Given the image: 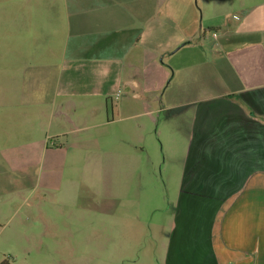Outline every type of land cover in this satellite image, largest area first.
I'll list each match as a JSON object with an SVG mask.
<instances>
[{"label":"crops","instance_id":"1","mask_svg":"<svg viewBox=\"0 0 264 264\" xmlns=\"http://www.w3.org/2000/svg\"><path fill=\"white\" fill-rule=\"evenodd\" d=\"M8 1L0 9V255L27 252L20 219L12 226L8 216L33 211L48 226L91 212L88 178H117L118 162L141 179L147 156L155 178L143 148L157 137L179 145L184 161L162 264H264V0ZM31 16L62 28L61 59L49 68L27 58L12 72L4 37L15 26L25 35ZM138 185L135 199L118 195L119 207L137 208L126 223L141 222Z\"/></svg>","mask_w":264,"mask_h":264},{"label":"rangeland","instance_id":"2","mask_svg":"<svg viewBox=\"0 0 264 264\" xmlns=\"http://www.w3.org/2000/svg\"><path fill=\"white\" fill-rule=\"evenodd\" d=\"M8 2L10 1L0 0V9L2 4L6 5ZM27 19L30 25L25 35L20 34L18 27L15 26L14 30L11 29V32L5 35L6 41L4 37V42H7L10 48L2 50L1 57L9 60V69L12 72H16L20 63L27 58L33 59L36 56V60H40L49 68L61 59L64 39L62 28L59 33L58 30L55 31L51 27L49 16H31ZM64 20L65 18H59L60 23ZM31 37L33 39H29ZM3 67L6 65H0V68ZM49 68L44 67V70L47 71ZM114 102L116 101H113V104ZM157 115H160L161 121L163 114L155 116ZM109 119H111L110 109ZM102 145L106 150L115 148V144L107 140ZM117 147L120 153L122 144L119 140ZM123 151L126 152V149ZM143 152L146 155L148 153L152 158L154 165L149 171L155 175V178L148 177L147 156L143 157L142 168L146 171L143 172L141 179L131 175L127 167L123 166L119 169L120 162H118L117 178L102 173L90 176L88 183L93 192L92 203L97 204V208L91 212L74 210L73 216L67 218L60 216L57 225L48 226L39 224L35 220L33 211L8 216L12 226H15L13 223L20 219L18 229L27 237L20 243L27 248V252L25 255L5 253L4 256L0 255V260H6L9 264H162L163 252L160 243L169 231L168 225L170 224L171 227L174 222L181 179L179 171L184 166V161L182 165V158L179 156L180 153L182 154L180 146L167 139L162 141L153 137L151 143L144 144ZM74 179L82 184L83 179L86 178L76 176ZM138 184L143 186L138 208L142 217L141 222L126 223L125 221L137 208H133L131 202H125L126 205L123 203L119 207L118 195L123 194L127 197L123 201L135 199L133 188L139 186ZM110 193L117 196V201L114 202L115 212L109 210L112 201ZM158 193L166 198L165 202H157ZM154 195L155 200L150 205L147 200H152L151 196ZM129 233L132 234L131 238H118L119 234ZM10 243L17 244V242ZM4 248L10 250L7 244Z\"/></svg>","mask_w":264,"mask_h":264},{"label":"built area","instance_id":"3","mask_svg":"<svg viewBox=\"0 0 264 264\" xmlns=\"http://www.w3.org/2000/svg\"><path fill=\"white\" fill-rule=\"evenodd\" d=\"M212 37L216 38V32H212Z\"/></svg>","mask_w":264,"mask_h":264},{"label":"trees","instance_id":"4","mask_svg":"<svg viewBox=\"0 0 264 264\" xmlns=\"http://www.w3.org/2000/svg\"><path fill=\"white\" fill-rule=\"evenodd\" d=\"M3 264V263H2Z\"/></svg>","mask_w":264,"mask_h":264}]
</instances>
